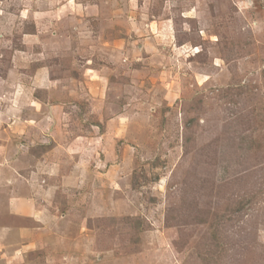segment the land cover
<instances>
[{
	"label": "rangeland",
	"instance_id": "374dc122",
	"mask_svg": "<svg viewBox=\"0 0 264 264\" xmlns=\"http://www.w3.org/2000/svg\"><path fill=\"white\" fill-rule=\"evenodd\" d=\"M0 264H264V0H0Z\"/></svg>",
	"mask_w": 264,
	"mask_h": 264
},
{
	"label": "crops",
	"instance_id": "0c3cea01",
	"mask_svg": "<svg viewBox=\"0 0 264 264\" xmlns=\"http://www.w3.org/2000/svg\"><path fill=\"white\" fill-rule=\"evenodd\" d=\"M123 116H124V114H122V115H118V116H115V118H119V119H122L123 118ZM21 205L20 204H18L16 207H17V209L20 207ZM23 206H25V205H23ZM23 206H21V209H25V208H23Z\"/></svg>",
	"mask_w": 264,
	"mask_h": 264
},
{
	"label": "trees",
	"instance_id": "16d2710c",
	"mask_svg": "<svg viewBox=\"0 0 264 264\" xmlns=\"http://www.w3.org/2000/svg\"><path fill=\"white\" fill-rule=\"evenodd\" d=\"M100 123V122H99ZM96 126H99V124H96Z\"/></svg>",
	"mask_w": 264,
	"mask_h": 264
}]
</instances>
